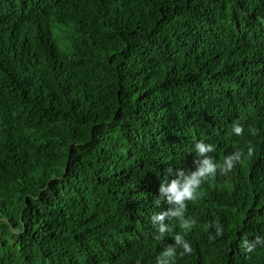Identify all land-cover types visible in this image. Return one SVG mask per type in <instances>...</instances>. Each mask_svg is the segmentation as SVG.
Listing matches in <instances>:
<instances>
[{"label": "trees", "instance_id": "trees-1", "mask_svg": "<svg viewBox=\"0 0 264 264\" xmlns=\"http://www.w3.org/2000/svg\"><path fill=\"white\" fill-rule=\"evenodd\" d=\"M200 140L255 151L188 203L175 264H264L240 246L264 234V0H0V264H155L159 186Z\"/></svg>", "mask_w": 264, "mask_h": 264}, {"label": "clouds", "instance_id": "clouds-1", "mask_svg": "<svg viewBox=\"0 0 264 264\" xmlns=\"http://www.w3.org/2000/svg\"><path fill=\"white\" fill-rule=\"evenodd\" d=\"M244 129L239 124H233L232 132L240 136ZM192 151L195 153L193 168L185 172L177 168L167 169L169 174H174L171 181L165 180L159 186V198L155 200L156 205L162 202L167 207L161 211L154 212L151 222L155 229L153 239L163 242L166 237H171L173 243L164 244L162 250L156 257L155 264H175L178 256L183 257L192 252L190 242L186 239L187 230L196 222L186 217L189 202H195L200 195L201 186L209 179L215 178L217 173L227 175L237 163H243L250 159L255 151L251 142L248 143L246 152L238 149L225 156L222 162H217L212 155L216 146L203 140L194 143ZM206 228H215V236L209 235V239L219 238L224 229L219 223L205 225ZM179 228L180 231H176ZM245 253H251L257 247L264 248V234L256 236L253 240L246 237L242 239L241 245Z\"/></svg>", "mask_w": 264, "mask_h": 264}]
</instances>
